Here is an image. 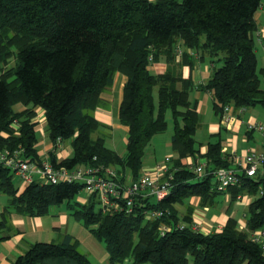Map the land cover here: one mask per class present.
<instances>
[{
	"label": "trees",
	"instance_id": "trees-1",
	"mask_svg": "<svg viewBox=\"0 0 264 264\" xmlns=\"http://www.w3.org/2000/svg\"><path fill=\"white\" fill-rule=\"evenodd\" d=\"M262 2L0 0V150L19 149L25 159L41 161L32 123L37 116L34 108L39 107L45 111L54 144L72 139V157L57 161L51 154L56 168L98 163L117 168L123 181L126 170L137 180L149 143L168 129L169 112L172 147L178 155L175 169L171 168L170 195L160 202L145 201L147 209L167 213L159 219L147 220L140 204L127 213L105 211L95 197L78 202L80 184L33 183L21 191L13 183L12 171L0 166V193L9 196L7 211L41 216L67 203L72 216L104 244L112 264L126 260L130 264H264L263 244L240 231L235 218L221 232L204 234L191 228L193 207L182 218L177 207L193 197L200 199L201 206L213 205L216 196L225 194L216 191L213 172L233 166L232 158L222 153L221 142L209 144L204 175L182 163L199 152L193 91L212 92L214 110L221 116L228 105L264 108L260 79L264 69L258 67L254 37ZM188 50L200 56L195 58ZM207 58L223 63L207 83L196 85L191 77H183L180 68L193 69ZM162 59L167 70L152 73L150 67ZM116 73L127 78L118 112L129 135L124 157L109 149L105 138L93 137L101 126L94 112ZM17 105L31 108L19 112ZM240 178L241 185L229 189L232 198L254 197L246 214L247 227L252 233L264 231V166L255 177ZM161 225L169 231L161 234ZM13 264L95 263L77 239L65 235L59 243L33 244Z\"/></svg>",
	"mask_w": 264,
	"mask_h": 264
},
{
	"label": "crops",
	"instance_id": "crops-1",
	"mask_svg": "<svg viewBox=\"0 0 264 264\" xmlns=\"http://www.w3.org/2000/svg\"><path fill=\"white\" fill-rule=\"evenodd\" d=\"M255 18L259 27V30L254 35L255 46L256 42H258L262 46L264 52V0ZM188 53L195 56V58L200 56L192 50H188ZM179 59L180 58H177L176 61H179ZM262 60L264 64V58ZM216 68L215 62L207 58L197 61L193 69L189 66H184L180 68V71L184 78L191 77L196 85H200L207 83L211 79L213 70ZM261 69H264V67ZM166 70L167 63L165 59L154 63L150 67V71L154 74H162ZM126 81V76L121 73H116L113 83L103 91L100 105L94 112L95 117L101 123V132L107 135L109 134V136L112 137L114 136V126L116 127L115 111L117 108V119L119 121L118 112ZM191 101L196 104L199 113V124L195 134L196 148L199 152L195 157H189L182 161L188 169L194 170L195 167L206 162L204 155L207 153L210 143L221 142L222 153L224 156H229L232 159L234 156H242L250 151H255L257 153L264 152V133L260 131H250L248 128L249 123L259 122L257 117L262 116L261 111H251L247 109L243 113H239L238 109L235 108L234 115L238 118L236 121L228 124L223 121V115L221 116L215 112L212 92L195 89L191 94ZM17 106L19 108L16 110L19 112L31 108V106ZM34 111L37 113V116L33 119L32 123L36 125L35 130L38 138L37 149L41 161H50L51 154L55 155L57 161L72 157V141L70 145L62 143L60 148L55 151L54 143L49 136L45 111L39 107L34 108ZM168 115H171L170 112L167 114V119ZM119 123L121 124L120 121ZM17 127L15 125V128ZM168 129L166 132H168ZM39 132L42 133L41 142H39ZM172 135L173 132H164L153 137L148 145L150 146L152 142H155L153 149L148 156H146L147 152L145 151L140 175L144 173H154L156 164L167 156L172 158L170 166L175 169L174 162L178 159V155L172 147ZM128 136L127 133L124 137V146L119 145L116 141L112 142V148L106 146L121 157H124L127 154L126 146ZM158 147H161V153H163V155L157 153L156 148ZM111 167L115 168L114 166ZM124 175L125 181L133 180L130 171L126 170ZM26 187L27 186L22 183L19 188L23 191ZM222 195L223 199H221L223 202L220 197L218 198V196H216L215 203L206 206H201L200 199L196 197L186 200L185 204L177 206L180 217L186 216V214L190 212V207H193V225H197L199 231L204 234L221 232L228 220L230 218H235L238 222V229L249 233V236L252 238L253 233H250L248 230L246 214L254 197L249 194H243V199L239 201L232 198L230 191ZM8 200L6 203L0 204V222H4V224L0 226V264H13L16 259L23 255L33 244L50 241L61 242L65 235H71L77 239L81 244L82 251L87 256L90 255L93 257L95 264H112L109 261V254L104 244L99 242L82 222L72 216L68 207L65 211H57V209H53L54 207H52L49 213L45 215L27 216L14 209L7 211ZM150 200L155 202L154 199ZM260 233L263 234L264 231H258L257 234ZM261 239L264 242V234Z\"/></svg>",
	"mask_w": 264,
	"mask_h": 264
},
{
	"label": "built area",
	"instance_id": "built-area-1",
	"mask_svg": "<svg viewBox=\"0 0 264 264\" xmlns=\"http://www.w3.org/2000/svg\"><path fill=\"white\" fill-rule=\"evenodd\" d=\"M239 113H243L245 108H237ZM235 107L228 105L224 108L223 121L231 123L237 120L234 115ZM17 127V123L13 126ZM250 131H260L264 133V126L259 123H249ZM63 143L58 139L54 144V150L60 148ZM96 160V157L94 158ZM233 166L229 168H219L213 172L215 189L221 193H227L230 188L240 186L244 177H255L264 166V152L257 153L250 151L242 156H234ZM172 158L165 157L155 166L154 173H144L137 180L123 181L118 176L117 170L111 166L98 163L81 165L75 168H56L51 161L42 160L39 163L25 159L22 150H0V166L10 169L12 173L20 178L23 184L29 186L33 183L58 185L61 183L80 184L81 193L87 195V199L78 201L85 203L89 198L95 197L98 205L105 211L121 212L126 210L132 213L138 204L144 208V215L147 220L162 218L167 213L161 210L147 209L146 200L154 199L156 202L164 200L171 193L174 171L171 170ZM205 163H201L195 168V172L204 175ZM79 194V195H80ZM262 194V192H261ZM243 195H239L237 200L241 201ZM184 228V225L180 226ZM192 230L199 231L197 225H192ZM161 234L169 231L166 225L160 226ZM264 234V233H263ZM262 233L256 234L253 239L262 243Z\"/></svg>",
	"mask_w": 264,
	"mask_h": 264
},
{
	"label": "rangeland",
	"instance_id": "rangeland-1",
	"mask_svg": "<svg viewBox=\"0 0 264 264\" xmlns=\"http://www.w3.org/2000/svg\"><path fill=\"white\" fill-rule=\"evenodd\" d=\"M255 50H256V53H257V58H258V62H259V69H261L262 67H264V64H263V58H264V52L262 50V46L256 42V46H255ZM15 64V59H11L10 61V64L9 66H13ZM216 66L219 68L223 65L222 61H216L215 62ZM260 79H261V85L264 87V74H260ZM19 107L17 106L16 109H18ZM257 110V111H261L262 112V116H259L257 117L258 120H259V124L263 125L264 126V109L261 107V106H256V107H249V108H246V110ZM116 118H115V121H116V127L114 126V136H109V134H104L100 131H97L93 137L96 138L98 136H101L103 138H105L106 142L105 144L108 146V147H111L113 146L112 145V142L113 141H116V143H118L119 145H122L124 146V137L127 135V129L121 125L117 119V108H116ZM247 116V115H246ZM248 117V116H247ZM249 118V117H248ZM168 122H169V129H168V132L165 131V133H171L173 132V123H172V118H171V115H168ZM42 136V133L39 132L38 133V137H39V142H41V137ZM198 139V138H197ZM199 140V139H198ZM72 139H69V140H64L63 141V144L65 145H70ZM154 143L155 142H152V144H150V146L147 147L146 149V156H148L151 152V150L153 149V146H154ZM112 148V147H111ZM156 151L157 153H161V147H158L156 148ZM163 155V153H161ZM263 168V165L262 167ZM13 183L16 187H20V185L22 184V181L20 180V178L18 176H16L14 173H13ZM220 197V199L222 198L223 199V195L222 194H219L218 195V198ZM87 199V195L85 193H81L80 195H78L77 197V201H82L83 199ZM9 199V196L4 194V193H0V204H4L7 202V200ZM221 199V201H222ZM223 202V201H222ZM226 205V203H225ZM67 208V203H64V204H61V205H57V206H54L53 209H57V211H65V209ZM99 209V206L97 205L96 207V210ZM106 213V212H105ZM249 230V229H248ZM251 233V232H250ZM255 233V234H254ZM258 233L257 232H253V237L252 239H255L256 238V234ZM255 237V238H254ZM50 242H56V243H59L60 241H50ZM262 244L264 246V242L262 241ZM84 248V247H83ZM80 249L82 250V247H81V244H80ZM106 249V248H105ZM107 251V250H106ZM90 256V255H89ZM88 256V257H89ZM90 260L92 262L95 263L94 261V258L93 257H89ZM123 264H130V260H126Z\"/></svg>",
	"mask_w": 264,
	"mask_h": 264
}]
</instances>
